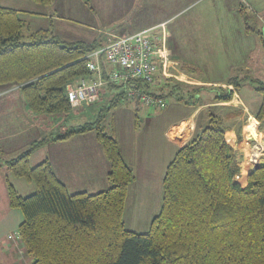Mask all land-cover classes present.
I'll return each mask as SVG.
<instances>
[{
  "label": "trees",
  "instance_id": "1",
  "mask_svg": "<svg viewBox=\"0 0 264 264\" xmlns=\"http://www.w3.org/2000/svg\"><path fill=\"white\" fill-rule=\"evenodd\" d=\"M102 46L101 41H62L51 25L31 31L17 11L0 7V87L18 86L33 116L68 115L73 108L66 87L90 75L85 56ZM158 79L168 85L169 79L155 76ZM167 85L165 92L157 93L148 92L151 84L144 87L161 98L180 97L179 86ZM107 88L118 93L105 113L124 99L122 86ZM257 91L261 104L255 117L261 121L264 88ZM216 99L228 102L231 96ZM101 123L99 118L57 139L95 132L109 164V188L104 191L69 194L47 160L31 166L29 156L42 140L3 161L12 176L35 188L21 197L4 179L9 207L22 215L18 239L31 264H264V165L236 179V152L216 114L208 116L206 126L167 165L160 210L144 232L125 227L123 212L133 172L112 128L107 132Z\"/></svg>",
  "mask_w": 264,
  "mask_h": 264
},
{
  "label": "crops",
  "instance_id": "2",
  "mask_svg": "<svg viewBox=\"0 0 264 264\" xmlns=\"http://www.w3.org/2000/svg\"><path fill=\"white\" fill-rule=\"evenodd\" d=\"M195 1L198 0H50L48 6H43L33 0H0V7L17 11L29 30L46 29L51 25L54 35L68 43L104 42L108 33L115 37L124 33L152 31L155 28L160 30L162 27L157 34L165 41L168 59L172 65L182 63L184 67V74H181L185 78L184 99L173 95L177 99L159 112L156 110L154 114L149 113V108H142V117L139 116L137 110L139 106L135 102H132L135 106L118 104L107 115L109 121L107 125L112 128L121 155L133 172L123 221L124 224L127 223L125 220L127 218L128 224L141 225L143 229H129L132 231H146L152 219L158 214L162 203V179L165 169L176 152L206 126L207 118L204 114L209 109H216V115L228 130L227 137L232 145L233 139L243 133L242 119L245 113H254L250 111L248 103L239 97L230 78L216 80L218 78L205 79L197 76V73H193L195 69L192 68L197 63L188 57L193 56L192 52H188L184 58L170 45L172 33L167 28V21L185 11L191 2ZM244 71L249 72L250 69L246 67ZM157 74L158 78L160 74L163 76L161 69H158L155 76ZM166 85L159 79L154 80L151 85L152 92L157 93L158 90L165 92ZM141 88L147 91L144 84ZM203 88L228 89L230 93L223 95L217 92L216 95H212L207 93L208 91H202ZM117 91L104 89L99 101L93 105L105 104L103 101L105 95L108 93L114 97ZM180 91H177L178 95ZM148 92L151 93L150 90ZM0 96L4 97L0 101L1 153L11 156L12 152L23 150L25 146H30L32 142L43 138L42 145L35 151L42 149L46 155L37 157L39 160L35 161V164L47 160L69 194L92 195L109 188L107 180L109 164L94 131L57 139L60 137L59 133L56 135L54 131L48 129V122L52 117L31 115L24 107L18 86L0 87ZM227 96H231L228 102L215 100ZM82 105L83 103L73 107V114L78 113ZM238 127L241 128L240 134ZM262 131L264 132V127ZM243 145L240 140L233 145L238 166L240 151H246ZM10 156L0 155V158L4 159L0 160V163L15 158ZM3 182L0 180V183Z\"/></svg>",
  "mask_w": 264,
  "mask_h": 264
},
{
  "label": "rangeland",
  "instance_id": "3",
  "mask_svg": "<svg viewBox=\"0 0 264 264\" xmlns=\"http://www.w3.org/2000/svg\"><path fill=\"white\" fill-rule=\"evenodd\" d=\"M192 4L178 16L169 18L167 21V28L171 31L172 38L169 40L170 45L176 49L177 54H181L185 58L188 52H192L190 59L195 60L197 63L193 73L197 76L208 78L231 79V83L235 85L239 97L243 98L248 104L251 112L242 119L243 133L240 134L241 128L238 127V134L233 139V145L240 140L241 145L246 147V151H240V175L246 176L251 172L255 166H263L264 163V150L259 151L260 156L254 157L257 161L252 165L251 161V148H254V142H248L250 137H253L258 143L264 145V117L258 121L255 114L258 112L261 104V94L257 89L264 88V0H198L191 2ZM245 24L248 31H245ZM162 29V27H161ZM160 29V30H161ZM153 29L150 34L158 36L159 31ZM132 34L124 33L115 37ZM114 37L108 35L105 37L104 45ZM249 68L250 71H244ZM171 77L165 78L160 74L159 78L169 79L167 81L169 86H179L180 99H184V74L183 64H173L170 68ZM158 77V74L156 75ZM207 77V78H206ZM152 85V84H151ZM150 91L152 88L150 86ZM202 91L209 94H223L229 95L228 89H210L203 88ZM214 95V96H215ZM0 96V101L3 99ZM114 97L105 95L102 105H93L83 103L78 113L71 111L68 115H61L52 117L48 122V129L54 131L56 135L61 136L67 133L72 127L76 128L85 125L86 123H95L102 120L101 126L105 131L110 132V125L108 121V112L104 109L108 107L109 101ZM166 105L168 106L173 102L175 96L168 95L165 98ZM100 96L97 101H99ZM96 101V102H97ZM120 105L135 106L132 101L125 99L121 100ZM81 105V104H80ZM79 106V105H77ZM74 106V107H77ZM138 106V105H137ZM73 108V107H72ZM142 107L137 108L139 116L142 117ZM144 109V108H143ZM142 111V112H141ZM150 114H154L156 110L148 109ZM156 112H159L157 110ZM210 114H217L216 109H209L204 115L207 118ZM111 123V121H110ZM77 125V126H75ZM262 126V127H261ZM43 138L37 139L39 142ZM232 140V139H230ZM29 145L25 149H29ZM256 148V147H255ZM23 150L12 152L11 156L5 153L4 157H16ZM35 151V150H34ZM44 150L35 151L31 156V166H35L37 157L44 156ZM253 152H256L255 150ZM239 153V152H238ZM8 158V159H10ZM0 160H4L0 158ZM250 160V163H249ZM8 178L10 184L13 186L16 193L21 197L31 195L35 188L32 183L27 182L22 178L12 176L4 163H0V180ZM22 220V215L19 209L9 207L7 189L5 183H0V264H31L32 259L23 252L18 239V226ZM125 227L127 229L141 230L143 226H132L128 224V219H125Z\"/></svg>",
  "mask_w": 264,
  "mask_h": 264
},
{
  "label": "built area",
  "instance_id": "4",
  "mask_svg": "<svg viewBox=\"0 0 264 264\" xmlns=\"http://www.w3.org/2000/svg\"><path fill=\"white\" fill-rule=\"evenodd\" d=\"M150 32L114 37L101 48L88 53L85 60L86 70L90 75L66 87L70 106L95 103L104 89L114 85L122 86L124 99L129 102H135L142 108L163 109L166 106L163 98L151 95L141 88L142 84H152L158 69H161L163 76L171 77L172 64L166 55L165 41ZM247 141L255 143L250 153L254 165L257 161L254 157H258L254 153L259 155V151L264 150V145L253 137ZM239 178L240 174L236 176V179Z\"/></svg>",
  "mask_w": 264,
  "mask_h": 264
},
{
  "label": "water",
  "instance_id": "5",
  "mask_svg": "<svg viewBox=\"0 0 264 264\" xmlns=\"http://www.w3.org/2000/svg\"><path fill=\"white\" fill-rule=\"evenodd\" d=\"M257 168H258V166H255V168H253V169L251 170V172H252L253 170L257 169Z\"/></svg>",
  "mask_w": 264,
  "mask_h": 264
}]
</instances>
